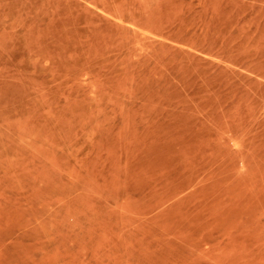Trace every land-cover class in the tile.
I'll list each match as a JSON object with an SVG mask.
<instances>
[{
    "label": "rangeland",
    "instance_id": "1",
    "mask_svg": "<svg viewBox=\"0 0 264 264\" xmlns=\"http://www.w3.org/2000/svg\"><path fill=\"white\" fill-rule=\"evenodd\" d=\"M0 264H264V0H0Z\"/></svg>",
    "mask_w": 264,
    "mask_h": 264
}]
</instances>
